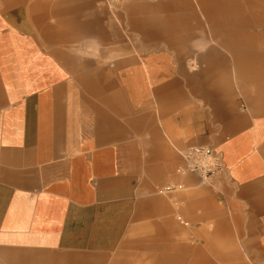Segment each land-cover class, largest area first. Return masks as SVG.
<instances>
[{
  "label": "crops",
  "instance_id": "1",
  "mask_svg": "<svg viewBox=\"0 0 264 264\" xmlns=\"http://www.w3.org/2000/svg\"><path fill=\"white\" fill-rule=\"evenodd\" d=\"M166 1L182 7L164 10ZM152 6L132 15L147 43L127 45L88 0H0V264H111L92 258L126 238L140 243L141 230L149 261L264 264L262 153L221 52L246 54L234 75L246 111L264 116V0ZM205 32L191 67L188 41ZM254 123L264 131V119ZM194 145L222 155L208 192L226 204L197 205L194 215L189 201L181 206L210 246L190 256L153 190L181 177L175 169Z\"/></svg>",
  "mask_w": 264,
  "mask_h": 264
},
{
  "label": "rangeland",
  "instance_id": "2",
  "mask_svg": "<svg viewBox=\"0 0 264 264\" xmlns=\"http://www.w3.org/2000/svg\"><path fill=\"white\" fill-rule=\"evenodd\" d=\"M156 0H127L125 1L122 6L119 9H110L108 5L106 4L105 0H88L90 4H92L93 8L95 11H98L99 13L102 12L105 14L107 20L102 21L103 28L106 31H111L115 29L124 41L125 44L127 45H137V44H144L147 43L144 40V36L140 30L133 25V19L132 15L134 17L139 18L142 16L141 14L151 9H154L152 6V3H154ZM166 2H163L164 4V10H168V7L174 8V10L178 11L181 9V4L178 3H173V4H168ZM145 4L144 8H140V5ZM172 10V9H171ZM155 12V9L153 10ZM133 13V14H132ZM160 13V11H159ZM164 13V14H163ZM140 14V15H139ZM150 14V13H146ZM150 16V15H149ZM160 18L165 19L163 22L164 24L168 25L170 24V20L166 19H172L169 18V14L166 12H162V14L158 15ZM177 20L180 19L179 15L176 16ZM153 18V17H152ZM199 20L200 26L197 25H191L194 24L196 21L194 20H189V25L192 26V28L195 29L194 32L201 33V28H205V25L203 26V21L201 20V17L197 18ZM169 21V22H168ZM178 23V21H176ZM208 41V34L205 32L204 34H199L197 37H194L193 39H190L188 41V46L192 47V50H194V53L190 55V58H188V64L191 67L196 68L195 62L198 61L197 57L199 52L204 51V45ZM151 45H163V43L160 44L158 40H153L149 42ZM221 52L228 58L230 62V87H231V97L235 100L236 103V108L238 112H244L245 114L248 115L250 119H252L253 123V150L255 152H260L262 153V157H260L262 166H264V152H262V148H264V131L261 133L255 132V123L254 120L256 119H264V116H253L252 112H247L246 108H248L247 105V100L245 97V94L242 91V87L240 86V83H238V77L235 76L234 74L236 73V70L239 71V69H236V66L239 65L236 63V59L238 57H241L242 55H246L242 52H227V51H222ZM237 57V58H236ZM245 61L241 64V66L244 65H249L250 62H248V59L245 56ZM198 64V63H197ZM237 64V65H236ZM199 65V64H198ZM235 68V69H234ZM238 68V67H237ZM197 177L195 174H187L181 177H178L175 180H170L168 182H182L183 183V189L173 192L168 195H158L155 192V189L153 190V194L155 197L158 199L162 200L163 203L169 204L172 207V219L173 223L175 226L179 228V230H182L185 232V234L178 235V239L183 238V241H186L188 243V253L190 256L192 254L197 253V252H206L210 246L205 244L204 240V234L203 235H198V230L194 227V220L192 218H188L184 216L181 213V206L186 204V201H189L190 205V210L193 211L192 215H194V209H196L197 205H202L204 206H214V205H224L226 204L225 201H223V198L221 197L220 199H215V197L211 196L210 193L208 192L209 186L208 182H202L199 177H197V180H194L193 177ZM167 183V182H165ZM165 183H161L158 185H162ZM178 215H182L185 220L189 222L188 226H183L179 224L176 220ZM140 243L138 242H132V240H127L125 239L123 246L117 251L116 253L110 254L108 256H101L98 257H93L95 261H109L111 264H116L118 260L120 261L121 264H165L166 262L164 261H149L148 259H144L148 256V253L150 252L149 248V240L148 237L146 236L144 230L140 231ZM133 243V244H132ZM221 248L225 249L226 247L229 246H220ZM234 247V246H233ZM218 248V246H216ZM125 260L123 261V259ZM123 261V262H122ZM219 262H215V264H218ZM221 263V262H220ZM186 264H201V262L193 261L190 260L186 262Z\"/></svg>",
  "mask_w": 264,
  "mask_h": 264
},
{
  "label": "built area",
  "instance_id": "3",
  "mask_svg": "<svg viewBox=\"0 0 264 264\" xmlns=\"http://www.w3.org/2000/svg\"><path fill=\"white\" fill-rule=\"evenodd\" d=\"M127 0H105L110 9H119ZM183 162L175 169L178 176L187 174L197 175L202 182H209L210 178L224 168L222 155L208 145H194L188 147L182 155ZM181 182H167L155 188L158 195H168L183 189ZM177 219L187 225L180 216Z\"/></svg>",
  "mask_w": 264,
  "mask_h": 264
}]
</instances>
